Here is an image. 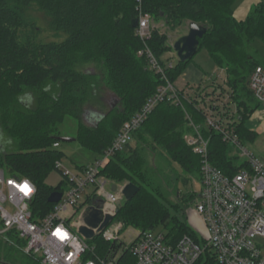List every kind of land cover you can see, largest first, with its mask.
Wrapping results in <instances>:
<instances>
[{
	"label": "trees",
	"instance_id": "1",
	"mask_svg": "<svg viewBox=\"0 0 264 264\" xmlns=\"http://www.w3.org/2000/svg\"><path fill=\"white\" fill-rule=\"evenodd\" d=\"M234 2L141 0L140 8L150 15L153 25L146 44L173 84L194 55L183 62L177 58L167 67L170 58L164 59V56L173 47L168 31L154 25L162 22L173 31L185 22L188 29L189 23L195 22L206 28L196 52L205 48L214 64L224 72L225 87L220 96L228 92L231 102L227 103L234 104V111L228 106L234 132L245 144L257 138L247 122L261 104L250 91L248 78L256 66L264 67V60L252 47L255 39L264 43V0L254 3L240 20L234 15ZM138 6L137 0H0V127L10 139L9 146L0 144V167L8 175L27 178L35 185L30 202L33 219L52 210L54 203L48 202L47 197L66 186L64 178L55 187L45 182L55 162L64 155L53 143L60 144L59 126L65 119L72 117L77 121L75 141L97 157L111 145L123 122L165 84L161 75L149 67L146 58L137 55L143 43L131 21L138 16ZM34 12L46 18V22L41 20L52 39L42 35L41 20ZM187 32L180 33L178 38ZM79 61L102 66L106 83L119 100L93 125L82 120L93 75L78 70ZM215 92L216 89L212 94ZM200 95L196 91L195 95L185 98L181 90L179 98L185 109L172 101L159 102L132 133L127 145L100 170V175L111 185L131 182L139 187L130 200L122 198L117 206L113 221L121 222L123 229L131 227L140 232L161 229L171 243L183 235L197 238L186 220V211L199 190L185 194L174 191L170 199L159 180L160 169L147 157V152L160 148L163 159L177 163L200 183V157L184 139L192 131L187 114L210 137V159L215 166L229 175L241 166L234 148L220 134L204 126L203 112L197 107ZM86 203L100 205L98 199L90 197ZM89 243L100 256L121 246V243L104 241L100 235ZM25 244V239L14 231L0 236V264H18L22 260L20 256H25L31 264H41L38 257L23 251ZM127 254L124 251L120 264L125 257L128 264L133 263L134 259Z\"/></svg>",
	"mask_w": 264,
	"mask_h": 264
},
{
	"label": "built area",
	"instance_id": "2",
	"mask_svg": "<svg viewBox=\"0 0 264 264\" xmlns=\"http://www.w3.org/2000/svg\"><path fill=\"white\" fill-rule=\"evenodd\" d=\"M137 1L135 34L143 43L137 55L146 58L149 67L161 75L165 84L160 85L141 108L123 122L111 145L91 164L69 170L61 160L55 162L54 169L66 180V186L60 191L59 201L43 217L32 218L30 202L36 191L35 185L27 178L8 175L0 167V236L8 231L16 232L26 241L23 251L38 257L41 264H53V261L55 264H120L124 251L134 259L132 264H264V162L239 141L232 125V111H228L230 105L225 106L224 101L214 98L200 99L197 104L203 112L204 126L220 134L222 140L234 148L241 166L231 175L215 166L210 159V137L205 136L201 127L187 114L192 131L186 133L184 139L192 152L200 157V189L195 199V211L204 219L207 237L183 235L171 243L161 230L155 229L139 231L126 244L120 239L123 224L112 219L105 228H94L95 236L100 235L107 242L121 243V246L100 256L78 232L84 211L95 205L83 202L88 187L94 186V189L91 194H86V198L98 199L103 215L114 217L123 198L121 189L124 185H117V189L112 190L111 184L100 175L110 157L127 145L132 133L159 102L172 101L185 109L179 98L181 89L169 82L163 67L146 44L153 25L150 15L141 11V0ZM172 65L167 61V67ZM248 87L264 107V67H255L249 75ZM183 96H190L189 91L183 90ZM226 112L229 114L224 115ZM53 147H59V142H54ZM25 182L32 189L27 194L20 190ZM77 211H80L78 218L73 220ZM58 226L66 233V238L55 235ZM121 264H128L127 257Z\"/></svg>",
	"mask_w": 264,
	"mask_h": 264
},
{
	"label": "rangeland",
	"instance_id": "3",
	"mask_svg": "<svg viewBox=\"0 0 264 264\" xmlns=\"http://www.w3.org/2000/svg\"><path fill=\"white\" fill-rule=\"evenodd\" d=\"M244 1L245 0H235L234 9L236 10ZM34 15H38L40 20L42 19L46 22V18L43 17L41 13L34 12ZM42 20L40 23L42 35L44 37L47 36L48 38L49 30L47 29V25H45V22ZM154 26L160 28L163 31H168L171 44H173V42L178 38V35L180 33L188 30L187 22L173 31L168 30L162 22H159ZM48 39L52 38L49 37ZM252 47L264 60V43L260 39H255L252 43ZM166 58H170V61L175 62L177 60L176 52L174 50L168 52L164 56V59ZM193 61L197 63L203 71L200 72L197 68L190 65L187 70L175 81L174 86L176 88L181 89V87L187 82L196 84V82L198 81L202 84V87L209 88L210 84L212 83V79H217V82L220 86L224 84V75L222 71L214 64L205 48H201L194 54ZM76 68L82 72L88 71V74L92 73L93 75L89 88V96L87 102L85 103V112L82 119L83 122L89 125H93L98 120V118L109 109V105L111 102H113V98H117V96L112 93V89H110V87L107 85V79H105V74L102 66L92 61H79L76 64ZM189 93L191 94L192 92ZM24 98L26 99V97ZM226 103L227 102H224L225 106L229 105V103ZM263 111L264 107L261 106L257 110V113H262ZM251 119L252 120L249 123L250 128L252 130L259 129L261 123H259L256 118L252 117ZM76 123L77 121L74 118L67 117L65 121L59 126V132L64 136L74 137L76 133ZM9 140V137L3 132L2 128L0 127V144L2 145V147L9 146ZM244 147L246 150H248L254 156L264 162V131L260 130L258 132L257 138L253 142L245 143ZM59 149L64 154L61 162L63 166L69 170H75L77 165L91 164L95 159V153L93 151L84 148L75 140L60 141ZM162 154H164L162 150L160 148H156L152 153L147 152V157L149 162L153 164V166H157L160 169L159 180L162 184V188L168 194H170V199H173L172 193L174 191H177V193L179 192L185 194L192 191H198L200 189L199 180L195 175L185 173L177 163L163 159V157L161 156ZM184 179H186V182H184ZM61 180L62 176L60 172L56 169H53L46 177L45 182L47 185L55 187L60 183ZM93 189L94 186H90L86 189L83 202H86V194H91L93 192ZM79 212L80 211H77L73 214V220H76L78 218ZM186 220L197 235L207 237V227L203 217L195 211V201H193L187 208ZM138 233V229L128 227L127 229H123L120 239L124 243L129 244L137 236ZM91 241L92 240H88V242ZM20 258L22 259L21 262L31 264L30 261L25 258V256H20ZM21 262L17 263L24 264ZM32 264H35V262H32Z\"/></svg>",
	"mask_w": 264,
	"mask_h": 264
},
{
	"label": "water",
	"instance_id": "4",
	"mask_svg": "<svg viewBox=\"0 0 264 264\" xmlns=\"http://www.w3.org/2000/svg\"><path fill=\"white\" fill-rule=\"evenodd\" d=\"M137 25V18L132 19L131 26L135 28ZM206 32V28L198 23L190 22L188 25V32L177 38L173 44V50L176 52L179 61L190 59L197 51L199 38ZM118 98H113V102L109 107L112 108L118 103ZM60 141H73L74 137L58 136ZM112 190L117 189L116 184L111 185ZM139 190V187L131 182L125 183L121 189V194L125 200H130ZM61 197L60 191H52L47 197L50 203H56ZM113 219L110 214L103 215L100 205H90L83 213L82 224L78 228V232L87 240H92L95 236L94 228L101 230L107 226Z\"/></svg>",
	"mask_w": 264,
	"mask_h": 264
},
{
	"label": "crops",
	"instance_id": "5",
	"mask_svg": "<svg viewBox=\"0 0 264 264\" xmlns=\"http://www.w3.org/2000/svg\"><path fill=\"white\" fill-rule=\"evenodd\" d=\"M258 0H245L235 11H234V15H235V17L238 19V20H240V19H243L246 15H247V13H248V11H249V9H250V7L254 4V3H256ZM190 65H192V66H194L195 68H197L200 72L201 71H203L202 70V68L197 64V63H195L194 61H192L191 63H189L188 65H187V67H186V69H185V71L187 70V68L190 66ZM221 70V69H220ZM184 71V72H185ZM222 71V70H221ZM183 72V73H184ZM222 73H223V75H224V72L222 71ZM198 74V73H197ZM197 77H198V75H197ZM223 79H224V77H223ZM199 80H200V78H199ZM224 85V84H223ZM223 85L222 86H220L219 84H218V82H217V79H212V83L210 84V86H209V88H207V87H202V84L198 81V82H196V84L194 83V84H191V83H185L182 87H181V90H184V91H189V92H192L191 94L192 95H195L196 94V91L198 92V93H200L201 92V95L199 96V99H201V100H210V99H212V98H214V99H218L219 101H224V102H231V100H230V98H229V94H228V92L226 91L223 95H221L220 96V91H221V89H222V87H223ZM197 87H199V91H198V89H197ZM214 89H216V92L215 93H213L212 94V92H213V90ZM217 90H219V91H217ZM210 94V95H209ZM225 95V96H224ZM213 100V99H212ZM230 105V108L234 111V104H229ZM262 105H260V107H261ZM259 109V108H258ZM258 109H256L252 114H251V116H250V118H249V120H248V122H247V124H248V126L250 127V122H251V118L253 117V118H256L258 121H259V123H261V126H260V128L259 129H257V130H254L256 133H257V135H258V132L260 131V130H262V131H264V111L262 112V113H257V110Z\"/></svg>",
	"mask_w": 264,
	"mask_h": 264
},
{
	"label": "clouds",
	"instance_id": "6",
	"mask_svg": "<svg viewBox=\"0 0 264 264\" xmlns=\"http://www.w3.org/2000/svg\"><path fill=\"white\" fill-rule=\"evenodd\" d=\"M24 184L28 185L27 182H25ZM28 186H29V185H28ZM31 190H32V189H31ZM27 191H28V190H27V188H26L23 192L25 193V192H27ZM54 231H55V235H56V236H59L61 239H64V238H63L64 232L60 230V227H59V226H58ZM81 250H83V249L81 248ZM53 264H55L54 261H53Z\"/></svg>",
	"mask_w": 264,
	"mask_h": 264
},
{
	"label": "snow or ice",
	"instance_id": "7",
	"mask_svg": "<svg viewBox=\"0 0 264 264\" xmlns=\"http://www.w3.org/2000/svg\"><path fill=\"white\" fill-rule=\"evenodd\" d=\"M26 188H27L28 191L25 192V194H27L28 192L31 191V189H30V187H29L28 185L24 184V185L20 188V190L23 192ZM63 238H66V233H64Z\"/></svg>",
	"mask_w": 264,
	"mask_h": 264
}]
</instances>
